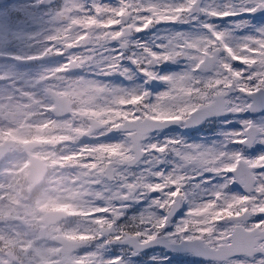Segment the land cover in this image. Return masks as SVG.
I'll list each match as a JSON object with an SVG mask.
<instances>
[{
    "label": "snow or ice",
    "instance_id": "6c2138e0",
    "mask_svg": "<svg viewBox=\"0 0 264 264\" xmlns=\"http://www.w3.org/2000/svg\"><path fill=\"white\" fill-rule=\"evenodd\" d=\"M90 12L95 14L97 10L104 11L107 7L111 14L135 10L139 15L143 13L146 17H156V21L161 23H188L198 19L200 15L207 18L236 16L245 12H256L264 10V0H237L234 4L228 0L222 7L202 4V0H179V2L166 3L162 0H118V6L98 3L93 4L92 0L84 5ZM64 11V5L50 13V20L53 16H58ZM99 19V17H97ZM242 23H237L235 27H242ZM151 26L145 27L142 20H137L135 32L139 33ZM201 27L207 29V35L192 38L187 33L176 32L167 37V43L156 45L159 51L153 50L150 44L134 42L135 47L140 51L125 56V50L129 48L128 34L120 31L119 25H114L111 29L106 46L111 41H119V50H109L106 65L111 64V68L105 73H119L121 76L131 78L130 69L124 67L123 61L129 60L136 69L146 78L145 82L152 80L164 81L166 90L154 97L155 101L162 107L171 106L172 101H180L181 106L172 108L173 116L166 123L159 126L162 128L168 123H176L181 126H188L197 123L209 116L226 113H241L252 110L256 107L255 97L259 96L264 102V56L253 57L255 63H246L238 58V55H248L247 49L240 51L241 45L247 48L260 49L264 52V28L258 29V35L247 36L240 40L235 46L229 44V32L216 30L212 23L204 22ZM47 37L48 43L55 39L52 32L47 31L37 34V40ZM84 47H88L85 45ZM66 63H68V59ZM57 56H65L61 51ZM16 60H34L42 57L21 56L14 57ZM186 58L189 62V69L179 74L160 75L154 71V66L169 61H176ZM238 62V63H236ZM213 68L212 75L207 78L196 74L198 70ZM75 69V68H73ZM71 69V70H73ZM70 70V71H71ZM3 79H8L4 75ZM143 88L142 86H139ZM145 92L152 95L150 91L143 88ZM238 93V96L233 94ZM198 98V103H192V97ZM245 97H253L251 103ZM238 101V102H237ZM227 122V118L225 117ZM242 128L237 131H230L224 134V142L219 147H205L200 144H187L179 138H169L162 143H151L145 147L144 129H127L134 133L128 145L116 142L111 151L131 148L132 159L124 162L114 161L104 172L92 177L99 180V183L92 185L94 194L99 196V201H103V206L108 207L109 203L117 206L118 213L124 214L127 201H142L150 199L149 209H159L160 214L146 209L141 215L132 217L136 222V231L129 234V239L123 242H134L137 246H147L156 242L163 233L173 243L191 244L198 253L211 259L215 264H264V206L258 211H253L251 215L245 213L237 219H229L231 226L242 224V228H236L231 235H224L229 231L225 227L224 232L202 233L199 229L191 227L195 223V217L200 215V210L207 211L212 207H228L232 201L239 199L253 198L254 205H264V152L254 158H247L243 150H224L225 145L240 144L245 147L255 143L264 144V125H257L251 120L241 121ZM144 149V151H141ZM173 153L178 158L179 163L171 171H154L162 162V158ZM149 165L146 170L133 173L131 167L142 162ZM193 165L201 169L198 174L204 172L216 174L224 178V182L213 186L209 190V198L201 202L189 201V208L184 217L174 225V231L167 232V226L171 224V218L181 204L187 200L188 194L183 191L185 183L190 177L182 174L181 169ZM234 173L228 176V173ZM119 174V175H117ZM155 177V180L150 179ZM113 178L115 182L113 183ZM234 182H239L246 190L245 195L232 194L226 191ZM199 187V185H196ZM159 193V195H154ZM224 204L221 205L220 201ZM97 216L111 220L113 215L110 212H99ZM250 217H255L257 222L248 223ZM207 217H205L206 219ZM221 222L216 220V224ZM125 225L120 231H126ZM120 232L109 233V235H119ZM209 234L215 237L209 239ZM123 240V237H121ZM103 243L97 246V250L86 255L96 254L98 264H123L122 257L104 259L100 249L108 242V236H102L98 241ZM119 242V241H116ZM228 247H221V245ZM164 259V258H162Z\"/></svg>",
    "mask_w": 264,
    "mask_h": 264
},
{
    "label": "flooded vegetation",
    "instance_id": "af4514ba",
    "mask_svg": "<svg viewBox=\"0 0 264 264\" xmlns=\"http://www.w3.org/2000/svg\"><path fill=\"white\" fill-rule=\"evenodd\" d=\"M203 1L204 0H202V4H204ZM86 2H88V0H0V103H2L1 98L9 101V103L2 104L4 109H0V112H4V115L7 114L10 117L25 114L33 115L31 113H27V109L40 105L43 106V109L49 115L55 109L53 105L45 103L47 97H57L64 102H68L69 98L68 94L65 92V88L72 84V81L69 80L67 75H65L66 73L72 77L83 76L86 79H89L85 89H74L73 91V96L79 94L81 99L91 105H95L93 108L85 109L86 116L92 115L98 118V116L102 115L103 112H107L109 110L106 106L112 103V98L110 96L111 89L108 85L114 88L126 89L142 86L150 91L153 97L161 93L164 86L162 83L164 81L157 79L146 83V78L143 74L139 72L135 65L127 59H125L122 63L124 67L130 69L129 75L131 78L121 76L119 73H113L110 75L101 74V72L106 73L109 70L108 65L105 64L106 61H104L109 59L107 56L109 54L107 52L108 49L119 50V41L109 42L106 46L108 49L102 47V45L107 42V37L114 26H106L104 22L111 19L115 14H111L110 9L107 7L104 11L97 10L94 15L90 14L89 10L84 6ZM92 2L95 6V4L98 3V0H92ZM100 2L110 4L112 6H118V0H100ZM63 5L64 11L62 14L53 16L50 20V13L59 9ZM247 13L250 15L249 12ZM97 17H99V19ZM198 18L201 20L208 19L212 22L222 23L227 20L228 16L209 19L206 18V16L200 15ZM250 18L260 19L264 18V16L253 17L250 15ZM163 24L164 23H161L142 32L134 33L129 38L130 44L129 48L125 50V56L140 51L135 47L134 42L150 44L153 47V50L159 51V49L156 48V45L163 43ZM167 24L172 32L173 30H177L178 25L181 23ZM200 28L202 27L200 26ZM47 31L52 32L55 36V39L52 40L51 43H48L47 37L37 40V34H43ZM205 31L207 32V29H205ZM85 45L88 47H84ZM244 49L248 50L247 47ZM61 51L65 54V56H57V53ZM70 52L71 55L68 59V63L65 64ZM251 52H253V54L256 55L255 57H257V51L250 50V53ZM16 56H21L23 58H27L28 56H39L42 58L34 60H16L14 58ZM92 61L99 64L102 70L98 71L94 68V66H90L88 71L80 69L81 67H87ZM179 61L181 62L180 64ZM186 61V58H180L176 61L165 62L154 66L153 70L157 71L160 75H163V73H170L177 68H180V73H182L189 69V63L184 65ZM255 62L256 61L252 59L249 63L251 64ZM213 71V68H209L207 70L202 69L198 70L196 74L202 76L203 78H207L212 75ZM4 75H7L8 79H3ZM88 90H91L92 94H89ZM9 91H11L14 96H12ZM233 95L236 96L239 94L236 93ZM245 99L250 103L248 97ZM11 104L14 105L11 106ZM19 108L21 111L18 110ZM100 109L103 111H98ZM263 113L264 110L254 113L245 111L244 113L241 112L237 114L226 113L218 116H209L203 119L199 125L193 129L176 123H168L170 127L166 129H159L150 133H172L174 138H179L187 144L194 141L205 143L211 142L214 144L217 140H219V143H222V141L224 142L225 133L237 131L242 128L241 115H246L251 119L256 115ZM62 114V112L58 113V115ZM225 117L227 118V122ZM119 135L121 134H109L104 138V141L114 139ZM92 139L97 138L93 137ZM5 140L6 139L0 140V146ZM228 145H232L234 148H238L240 150L244 149V155H257L256 152L252 151L254 144L250 148L244 147L240 144ZM224 149H226V145ZM12 150L13 148L10 151ZM130 152L131 148H129V153ZM172 156L175 157L173 153ZM129 157H131V155ZM129 157L126 159H129ZM126 159L119 161L124 162ZM114 161L116 160H109L106 158V162L102 163L101 173H103L105 166L108 164L112 165ZM177 164L178 163H175L173 167H176ZM139 165L140 163L138 166ZM133 168H131V170ZM183 173H185V171ZM186 173H188V170ZM232 175L234 174L231 172L228 173V176ZM187 182L184 187L187 188L192 186L187 184ZM190 190H196V187H193ZM227 190L233 191L234 194L237 195L246 194L245 188L239 182L232 183L229 185ZM86 198H88L89 201L91 200L89 190H87L86 194L82 196L84 202L86 201ZM97 200L98 198H96V201ZM92 203H95V199H92ZM126 203L130 204L131 201H127ZM144 203L145 201L142 200L136 203L133 207L128 208L124 211V214L119 218L117 223L119 225L127 226L131 223L132 217L141 215L146 209L155 212L157 215L160 214L161 210L155 208L149 209V207L146 208ZM220 204L223 205L224 201L221 200ZM67 206L69 207V205ZM81 207L82 205H80V208ZM241 207H244L245 210L239 211ZM254 207L253 198H241L238 202L232 201L231 205L228 207L222 206V208H218L213 211V213L207 216L204 222L213 226L211 228L213 233L216 232V228L224 230L229 224V231L226 233V235H228L234 228L243 227L242 224L231 226L232 222L228 221V218L236 217L237 219L239 216H244L245 213L251 215ZM188 208L189 200L187 197V200L181 204L180 208L171 218V224L167 226L168 233L174 231L175 223L178 219L184 217ZM68 209L67 212L69 215L83 217L87 224L92 225L91 228H88L85 226L84 222H80L77 224V227L83 230L86 235L91 236L93 240H96L93 243L87 245L83 243L76 244V238L71 236L69 237V240L75 247H80L78 250V254L80 255L78 257V264H94L96 261V254H86L96 251L97 246L103 243V240H98L102 236H106L105 230L108 229V222L94 219V211L87 212L89 213L87 214V217L89 218H85L84 215L81 214V210L75 213ZM97 213L99 212H95V214ZM217 219L221 221L218 225L216 224ZM253 222H257L256 218L250 217L248 219V223ZM106 223L107 226H105ZM190 226L193 227V225ZM80 239L83 240V237H80ZM108 242L111 243L113 241L108 240ZM164 243L173 242L162 233L157 240V244L159 245L156 247L140 249L134 242H113L111 244H104V246L100 249V252L106 260L114 257H122L123 264H144L146 258L150 260V254L153 252L163 253L170 257L185 255L195 262L215 264L214 261L194 258L191 251L169 252L168 249L163 246ZM190 250L194 249L190 248ZM73 251L74 247L70 246L68 249L69 254L66 256L68 264H71V253ZM96 264H98V262H96Z\"/></svg>",
    "mask_w": 264,
    "mask_h": 264
},
{
    "label": "clouds",
    "instance_id": "9594fccd",
    "mask_svg": "<svg viewBox=\"0 0 264 264\" xmlns=\"http://www.w3.org/2000/svg\"><path fill=\"white\" fill-rule=\"evenodd\" d=\"M125 11L127 15L117 12L104 23L106 26L119 25L120 31L128 34L129 42V38L136 33L137 20H142L145 27L159 24L155 16L137 15L135 10ZM90 66L102 70L94 61L80 69L88 71ZM108 67L111 68V64ZM65 75L72 81L65 88L68 102L47 97L45 103L55 109L47 117L34 115L38 109L32 107L27 109V113L33 115L10 117L5 114L0 118V139L15 142L13 150L0 159V206L13 211V217L8 221L9 230L0 236V264H68L66 256L70 246L74 247L71 264H78L80 247L72 245L69 237L76 238V244L87 245L96 240L77 227L80 222L88 228L92 225L87 224L83 217L67 214L66 206L73 203L68 197L80 188L81 181L86 177V168L73 165L79 164L82 158L91 157L93 152L89 149L113 144L104 142L109 134L120 133L122 145H128L134 136L127 129H144V137H148L152 129L171 119L172 108L178 109L182 103L172 101L171 106L162 107L143 88H114L108 85L112 98V103L106 106L109 110L98 118L86 116L85 109L95 105L81 99L79 94L73 96V91L85 89L89 79ZM88 91L92 94L91 90ZM191 102L198 103V98L193 95ZM60 112L63 114L58 115ZM144 145L147 147L149 144ZM97 201L94 207L104 208L107 212V207H101ZM244 210V207L239 209ZM122 215L117 213L107 220L108 229L105 232L108 240L123 242L136 231L134 220L127 225L126 231H120L125 226L117 223ZM118 231L119 235H109Z\"/></svg>",
    "mask_w": 264,
    "mask_h": 264
},
{
    "label": "rangeland",
    "instance_id": "374dc122",
    "mask_svg": "<svg viewBox=\"0 0 264 264\" xmlns=\"http://www.w3.org/2000/svg\"><path fill=\"white\" fill-rule=\"evenodd\" d=\"M162 2H166V3H173V2H179V0H162ZM204 5H212L214 7H222L225 3L228 2V0H204ZM232 2L235 4L237 2V0H232ZM207 18V17H206ZM204 22H208V23H212L216 26V30H221V31H228L229 32V44L231 46H235V44L239 43L240 40L244 37L247 36H256L258 35V29L260 28H264V18H260V19H253L250 18V15H248L247 12L242 13L240 15H236V16H228L227 20L222 22V23H216V22H212L208 19L205 20H201V19H196L193 21H190L188 23H181L180 25H178L177 30H173L172 32L169 29V26L167 23H164L162 25V44L167 43V38L173 33L176 32H183V33H187L190 37L192 38H198L204 35H207V32L205 31L204 28H200L201 24ZM237 23H242L243 26L242 27H235ZM247 45H241L240 47V51L243 52L246 48ZM251 51H257V58L260 56H264V52H262L260 49H253V48H248V55H238L237 58L249 63L254 56L253 52L250 53ZM261 51V52H260ZM181 62L179 61V64ZM186 63H189L188 60L184 63V65H186ZM189 65V64H188ZM181 72L180 68H177L176 70L168 73H163V75H174V74H179ZM163 86V91L166 90V83L163 82L162 83ZM238 96V95H236ZM246 98V97H245ZM2 99V103H0V109H4L2 104H6L9 103L8 100L6 99ZM238 102V101H237ZM14 104H11V106ZM36 109H38V111H36L34 113V115L39 116L41 118H45L48 116V113L45 112V110L43 109V106L40 105H36L34 106ZM19 111H21V109H18ZM1 111V110H0ZM244 113V112H243ZM4 116V112H0V118H3ZM244 120H251L254 121L257 125H264V113L263 114H259L254 116L253 118H248L246 115H241V121ZM169 138H173L172 133H150L148 135V137L145 138L144 143L146 144H151V143H162L164 142L166 139ZM122 140L121 135L117 136L114 139H110L108 141H104V142H108V143H113V144H109V145H101L98 146L95 149H89V151L93 152V155L87 159L82 158L79 162V164L77 165H73L75 167H81V168H86V177L81 181V186L78 190H76L72 195H70L68 197V199L70 201H73V203L69 204V207L67 206L66 209L72 211V212H78V211H82L81 214L84 215L85 218H89L87 217V212L90 211H94V219H97L99 221H107V219L103 218V217H99L97 218V214H95V212H103L105 211L104 208H100L97 209L94 207V204L92 203V199L98 198L99 200V196L94 194V190L92 188V185L95 183H99V180H95L92 179V177L97 176L99 174H101V166L102 163L106 162V158L113 159L116 161H121L122 159H126L130 156L129 153V148L128 149H118L115 152L111 151L112 146L116 143V142H120ZM190 144H200L203 145L205 147H219L221 144H223L220 142L219 140H217L214 144L210 143H205V142H191ZM224 150H240L238 148H234L232 145H226V149ZM243 151H245L244 149H241ZM98 151V152H97ZM253 152H256L257 155L251 156V155H244L247 158H254L256 156H258L260 153L264 152V146L263 144L260 143H255L253 146ZM87 151L85 152V156L87 157ZM147 158H142V162L140 163V165H136L131 171L133 173L136 172H140L142 170H146L149 165L147 163L144 162V160H146ZM175 163H179L177 157H173L172 153L167 154V156H164L162 158V162L156 166L155 169H153L154 171H164L165 173L171 171L174 167L173 165ZM185 173H183L184 171ZM188 170V173H186ZM182 174L186 175L188 174L190 179L188 180L187 184H190L192 186L189 187H184V191L185 193L188 194V200L189 201H193V202H201L203 200H206L209 198V190L220 183L224 182V178L222 176L219 175H211L209 173L204 172L203 174H198L201 172V169H199L198 167H195L193 165H189L184 169H181ZM119 175V174H117ZM186 175V176H188ZM150 179L155 180V177H150ZM115 182V180L113 181V183ZM195 185V186H193ZM196 185H199V187H197ZM185 186V185H184ZM193 187H196V190H190ZM89 190L90 191V201L88 198H86V201L84 202V200L82 199V196L86 194V191ZM229 195L234 194L233 191H228ZM0 196H2V193H0ZM150 199L144 200L145 201V207H149L150 204ZM94 202V201H93ZM98 204H100V206H103V201H99L97 202ZM126 203V202H125ZM136 203H138L137 201L133 202L131 201L130 204L126 203V208L125 211L128 208L133 207ZM80 205H82V207L80 208ZM118 206H119V202H117V206H113L112 204L109 203L108 207H107V212H110L112 215H116L118 213ZM259 207H261L260 205H255V207L253 208V211H258ZM218 208H222V207H212L210 209H208L207 211L201 209L200 210V215L195 217V223L193 224V227H195L196 229H199L202 233H208V230L211 229L213 226L211 224H206L205 221V217H207L208 215H210L211 213H213V211L217 210ZM188 210V209H187ZM13 217V211L7 207H3L0 206V236H3L8 230H9V224L8 221H10ZM182 218L178 219L181 220ZM105 226H107V223L105 224ZM229 226V224L227 225V227ZM230 227V226H229ZM228 227V228H229ZM216 232H224V230H222L221 228H216ZM227 232H224V235H226ZM210 236V240H214L215 237L212 236L211 234H209ZM150 260L148 258H146V261L144 262V264H203V263H199V262H195L193 260H191L190 258H188L185 255H178L176 257H170L167 256L163 253H159V252H153L150 254ZM164 258V259H162Z\"/></svg>",
    "mask_w": 264,
    "mask_h": 264
},
{
    "label": "water",
    "instance_id": "95a60500",
    "mask_svg": "<svg viewBox=\"0 0 264 264\" xmlns=\"http://www.w3.org/2000/svg\"><path fill=\"white\" fill-rule=\"evenodd\" d=\"M250 14L252 15H255V16H260V15H263L264 14V10H259V11H256V12H250ZM219 18V17H217ZM221 18V17H220ZM250 99V103L253 101V97H248ZM255 100H256V107L252 110H249L248 112L249 113H254V112H258V111H261V110H264V102L261 101V98L259 96L255 97ZM218 115H222V114H217V115H213V116H218ZM202 121V120H201ZM197 122V123H194V124H191V125H188L187 128H190V129H193L195 127H197L199 125V123L201 122ZM166 123V122H165ZM170 127L169 124H167L166 126L162 127V129H166ZM156 129H160V128H155V129H152L151 131L153 130H156ZM11 144L10 142H6L2 148L0 149V159L3 157V155L8 151V145ZM252 146V145H251ZM249 146V147H251ZM132 159V158H131ZM110 167V164L106 167L108 168ZM234 174V173H233ZM68 214V213H67ZM175 214V213H174ZM173 214V215H174ZM232 231H235V228L232 230ZM231 231V232H232ZM231 235V233L229 234ZM159 244H157V241L156 242H153V243H150L149 245L147 246H139L140 249L142 248H152V247H156L158 246ZM163 246H165L168 251L172 252V251H177V252H184V251H191L192 252V255L195 256L196 258H200V259H206L204 257H202L196 248H194L191 244H188V243H185V244H178V243H164ZM221 247H228V245H221ZM190 248H193L194 250H190ZM211 260V259H209Z\"/></svg>",
    "mask_w": 264,
    "mask_h": 264
}]
</instances>
